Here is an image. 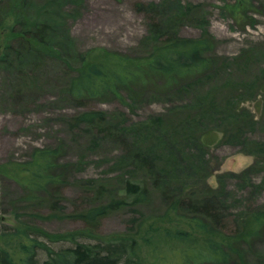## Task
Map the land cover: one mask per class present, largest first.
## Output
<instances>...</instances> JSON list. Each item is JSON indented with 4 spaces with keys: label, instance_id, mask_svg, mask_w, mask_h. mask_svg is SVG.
<instances>
[{
    "label": "rangeland",
    "instance_id": "rangeland-1",
    "mask_svg": "<svg viewBox=\"0 0 264 264\" xmlns=\"http://www.w3.org/2000/svg\"><path fill=\"white\" fill-rule=\"evenodd\" d=\"M251 1L240 3L242 19L237 21L229 8L239 0H26L29 17L48 25L45 38L60 56L42 59L15 42L0 63V166L27 162L36 148L58 150L56 174L63 182L53 197L56 208L67 213L117 198L129 178L144 179L146 170L131 169L127 162L137 141L158 155L161 169L169 168L171 163L162 161L166 138L167 148H176L181 158L186 200L214 198L207 184L224 203V229L236 231L244 213L264 210V0ZM174 37L209 40L211 64L203 76H188L172 86L154 77L146 85L121 89L122 99L111 94L75 99L67 93L86 61L145 59L154 45ZM2 40L0 31V52ZM95 110L104 113L103 121L76 120ZM160 118L169 127L157 123ZM180 131L190 139L203 135L206 145L179 149L181 137L175 134ZM99 185L108 189L100 198L95 193ZM26 198L24 188L0 176L5 224L15 226V212L52 235L84 228L69 219L35 218V213L54 211L49 203L35 205ZM165 211V201L150 190L144 203L108 214L95 234L103 240L136 236L152 258L157 236L168 223L155 220ZM260 232L242 248L251 264L264 263V229Z\"/></svg>",
    "mask_w": 264,
    "mask_h": 264
},
{
    "label": "trees",
    "instance_id": "trees-1",
    "mask_svg": "<svg viewBox=\"0 0 264 264\" xmlns=\"http://www.w3.org/2000/svg\"><path fill=\"white\" fill-rule=\"evenodd\" d=\"M241 2L246 6L252 4L251 0H239L230 6L229 12L237 21L242 19L239 14ZM27 11L26 0H0V31L3 33L0 63L14 50L15 42H21V46L27 47L39 58H59V52L52 49L45 38L48 25L38 18H30ZM208 46L207 38L174 37L154 45L145 59L118 60L114 63L103 58L86 61L71 79L67 93L75 99L91 100L107 94L122 99L121 89H130L138 83L146 85L154 77L162 78L165 84L172 86L188 76H203L211 64L206 56ZM104 117L103 112L95 110L79 114L76 120L92 124L103 121ZM156 121L169 127L161 118ZM190 122L191 118H188L187 123ZM175 136L179 139L181 131ZM187 140H192V146L186 145L190 142ZM206 141L200 135L196 139L181 137L176 142L179 149H184L186 146L196 148L206 145ZM140 144L135 142L133 147L136 150L127 155V162L131 169L146 170L144 179L129 178L117 190L122 194L117 198L67 213L60 211V207L56 208L58 200L53 197L57 193L56 188L63 182V177L56 174L58 150L36 148L27 162L0 166V176L13 180L26 190L27 202L35 205L46 202L54 211L50 214L35 213V218L69 219L84 226L67 235H52L29 224L26 214L14 212L15 226H9L0 219V264H251L242 248L264 229V210L244 213V217L240 218L243 222L236 223L237 230L234 232L224 229L221 208L224 203L219 201L217 191L212 192L206 184L205 190L209 189L214 198L194 199L189 196L191 200H186L185 178L180 175L181 158L174 153L176 148L168 149L166 138L162 141L161 151L165 152L162 161L171 163V166L161 169L158 155L150 152L149 148L141 149ZM255 148L259 150L261 146ZM256 153L253 151L251 154ZM157 162L160 170L156 172L153 164ZM105 188L104 185L97 186L95 193L99 198L107 192ZM150 190H154L166 205L165 213L155 221L163 226L168 222L167 227L161 228L163 234L157 236L160 243L153 248L152 258L144 251L142 240L139 241L136 236L97 238L95 231L103 218L124 206L134 207L144 203L149 199ZM148 237L149 240L156 239V236ZM166 249H170V253Z\"/></svg>",
    "mask_w": 264,
    "mask_h": 264
}]
</instances>
